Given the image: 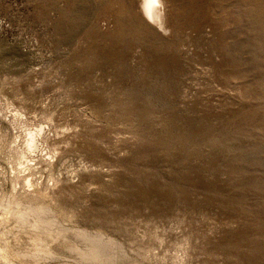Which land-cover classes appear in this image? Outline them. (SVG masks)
Returning a JSON list of instances; mask_svg holds the SVG:
<instances>
[{"label": "rangeland", "instance_id": "1", "mask_svg": "<svg viewBox=\"0 0 264 264\" xmlns=\"http://www.w3.org/2000/svg\"><path fill=\"white\" fill-rule=\"evenodd\" d=\"M167 3L0 0V264H264V0Z\"/></svg>", "mask_w": 264, "mask_h": 264}, {"label": "bare ground", "instance_id": "2", "mask_svg": "<svg viewBox=\"0 0 264 264\" xmlns=\"http://www.w3.org/2000/svg\"><path fill=\"white\" fill-rule=\"evenodd\" d=\"M139 1V5H140V13L143 15V17L146 18V20H148L150 23L154 24L157 28H160L161 30L164 31H168L171 32V25H170V20H169V9H168V3L167 0H156L155 3H152V0H138ZM42 128H39L37 131H29L28 132V138L26 141V146H27V150L32 153V152H36L38 150L39 147V143H38V136L41 134ZM28 153V152H27ZM20 156V155H19ZM31 156V155H30ZM23 157H25L23 155ZM28 162V161H27ZM18 208V207H17ZM44 212V209H42ZM47 211V210H46ZM21 213V212H20ZM26 213V212H25ZM32 213V212H31ZM35 213V212H33ZM30 214V213H29ZM36 214V213H35ZM38 214V212H37ZM40 214V213H39ZM49 214V213H48ZM46 214V215H48ZM16 215V214H14ZM50 215V214H49ZM34 216V215H33ZM38 217V216H37ZM36 219H32L33 222H31L30 224H32L36 230L35 232H42L46 226V222L41 218H37ZM34 218V217H33ZM20 219V218H19ZM18 219V220H19ZM51 219V218H50ZM49 219V220H50ZM21 220H23V223H26L27 221L29 222L30 217L29 216H23L21 217ZM31 220V221H32ZM47 220V218H46ZM52 220V219H51ZM53 221V220H52ZM18 222V221H17ZM22 222V221H21ZM19 223V222H18ZM58 223V222H57ZM49 224V223H48ZM26 226V225H25ZM31 226V225H30ZM32 226V227H33ZM51 226V225H49ZM56 227V226H55ZM54 227V228H55ZM28 228V227H27ZM57 229V227H56ZM48 230V229H46ZM58 230V229H57ZM31 231V230H30ZM50 231V230H49ZM52 231V230H51ZM54 231V230H53ZM55 233V232H54ZM49 235V234H48ZM83 235V234H82ZM86 235V234H85ZM56 236V235H55ZM84 236V235H83ZM88 236V235H87ZM91 236V235H90ZM89 237V236H88ZM97 237V236H96ZM83 238V237H81ZM85 238V237H84ZM95 238V237H94ZM100 239H103L100 238ZM110 240V239H108ZM100 241V240H99ZM111 241V240H110ZM103 242V241H102ZM108 243V242H107ZM115 243V241H114ZM105 245V244H104ZM110 245V243H109ZM114 245V244H113ZM95 246V248H94ZM89 253H86V255L90 258V259H100L104 257V253L102 255V252L100 250V246L95 244ZM103 246V245H102ZM101 246V248H102ZM111 246V245H110ZM105 249L103 248L102 251H104ZM108 253V251L106 252ZM109 255V254H108ZM103 256V257H102Z\"/></svg>", "mask_w": 264, "mask_h": 264}, {"label": "snow or ice", "instance_id": "3", "mask_svg": "<svg viewBox=\"0 0 264 264\" xmlns=\"http://www.w3.org/2000/svg\"><path fill=\"white\" fill-rule=\"evenodd\" d=\"M156 2V0H152V3H155Z\"/></svg>", "mask_w": 264, "mask_h": 264}]
</instances>
